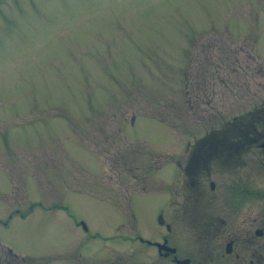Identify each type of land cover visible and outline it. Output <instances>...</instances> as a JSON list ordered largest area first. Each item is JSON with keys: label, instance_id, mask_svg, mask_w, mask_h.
I'll list each match as a JSON object with an SVG mask.
<instances>
[{"label": "rangeland", "instance_id": "rangeland-1", "mask_svg": "<svg viewBox=\"0 0 264 264\" xmlns=\"http://www.w3.org/2000/svg\"><path fill=\"white\" fill-rule=\"evenodd\" d=\"M19 1L16 33L0 30L2 263L9 248L23 264H77L61 248L79 218L116 221L127 182L149 191L140 211L161 201L152 181L176 180L195 137L264 119V0ZM261 211L245 230L264 229V198Z\"/></svg>", "mask_w": 264, "mask_h": 264}, {"label": "flooded vegetation", "instance_id": "flooded-vegetation-1", "mask_svg": "<svg viewBox=\"0 0 264 264\" xmlns=\"http://www.w3.org/2000/svg\"><path fill=\"white\" fill-rule=\"evenodd\" d=\"M5 3L0 0L1 33H16L20 1ZM245 115L224 119L184 147V160H175L178 172L172 170L176 180L162 176L151 183L166 189L161 201H148L140 211L149 191L135 190L136 183L126 181L129 197L123 211L115 207L116 221L101 228L79 218L78 239H65L61 249L77 264H237L239 259L240 264H261V250L252 242L264 229L245 230V221L256 222L262 214L264 119L253 114L245 125ZM183 225L192 230V242L182 240ZM240 240L244 248L235 250Z\"/></svg>", "mask_w": 264, "mask_h": 264}, {"label": "trees", "instance_id": "trees-1", "mask_svg": "<svg viewBox=\"0 0 264 264\" xmlns=\"http://www.w3.org/2000/svg\"><path fill=\"white\" fill-rule=\"evenodd\" d=\"M7 255L10 256L11 260H14V264H23L22 262L25 260L23 256L18 257L13 251H11L9 248L5 249ZM5 259H7V257L5 256ZM8 260V259H7ZM10 261V260H9ZM11 262V261H10ZM5 264H8L7 261H4ZM2 263V259L0 257V264H4Z\"/></svg>", "mask_w": 264, "mask_h": 264}, {"label": "water", "instance_id": "water-1", "mask_svg": "<svg viewBox=\"0 0 264 264\" xmlns=\"http://www.w3.org/2000/svg\"><path fill=\"white\" fill-rule=\"evenodd\" d=\"M261 233H262L261 231H258V234H261ZM182 261H183V263H186L187 262L186 259H183Z\"/></svg>", "mask_w": 264, "mask_h": 264}]
</instances>
